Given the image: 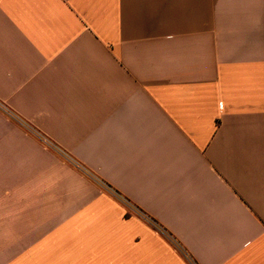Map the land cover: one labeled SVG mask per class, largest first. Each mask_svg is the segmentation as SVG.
Masks as SVG:
<instances>
[{
  "label": "crops",
  "instance_id": "obj_1",
  "mask_svg": "<svg viewBox=\"0 0 264 264\" xmlns=\"http://www.w3.org/2000/svg\"><path fill=\"white\" fill-rule=\"evenodd\" d=\"M0 264H264V0H0Z\"/></svg>",
  "mask_w": 264,
  "mask_h": 264
}]
</instances>
